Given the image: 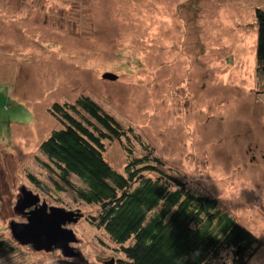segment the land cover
<instances>
[{
  "label": "rangeland",
  "instance_id": "1",
  "mask_svg": "<svg viewBox=\"0 0 264 264\" xmlns=\"http://www.w3.org/2000/svg\"><path fill=\"white\" fill-rule=\"evenodd\" d=\"M257 10L264 11V0H0V241L8 245L0 264L125 259L88 221L99 206L59 190L40 150L62 126L52 105L81 97L132 128L129 151L116 139L104 141L103 156L115 171L124 173L133 156L152 150L158 168L215 197L256 236L247 264H264ZM71 181L82 186L75 176ZM22 189L47 209L78 214L63 226L75 236L73 255L36 250L12 236L11 222H27L17 209Z\"/></svg>",
  "mask_w": 264,
  "mask_h": 264
},
{
  "label": "trees",
  "instance_id": "2",
  "mask_svg": "<svg viewBox=\"0 0 264 264\" xmlns=\"http://www.w3.org/2000/svg\"><path fill=\"white\" fill-rule=\"evenodd\" d=\"M256 22V69L264 76V11H256ZM51 109L62 126L50 133L40 150L56 173L59 190H70L77 199L99 206L88 221L119 245L125 259L116 264H247L258 247L256 236L215 197L188 188L158 168L163 164L152 150L133 156L124 173L105 160L106 139L131 150L132 128L124 129L88 97L75 104L54 103ZM131 137L143 145L138 135ZM6 247L0 241V251Z\"/></svg>",
  "mask_w": 264,
  "mask_h": 264
},
{
  "label": "water",
  "instance_id": "3",
  "mask_svg": "<svg viewBox=\"0 0 264 264\" xmlns=\"http://www.w3.org/2000/svg\"><path fill=\"white\" fill-rule=\"evenodd\" d=\"M103 77L115 79V76L109 73H105ZM22 194L21 205L18 204L17 209L27 215V222H11L12 236L22 244L31 243L36 250L49 251L54 247L59 248L65 256L73 255L69 242H74L75 236L70 229L63 226L67 222H76L78 214L60 207L47 209L45 204L38 203V196L33 195L31 191L22 189ZM25 208L29 210L25 211Z\"/></svg>",
  "mask_w": 264,
  "mask_h": 264
},
{
  "label": "clouds",
  "instance_id": "4",
  "mask_svg": "<svg viewBox=\"0 0 264 264\" xmlns=\"http://www.w3.org/2000/svg\"><path fill=\"white\" fill-rule=\"evenodd\" d=\"M262 255H264V254H262Z\"/></svg>",
  "mask_w": 264,
  "mask_h": 264
},
{
  "label": "flooded vegetation",
  "instance_id": "5",
  "mask_svg": "<svg viewBox=\"0 0 264 264\" xmlns=\"http://www.w3.org/2000/svg\"><path fill=\"white\" fill-rule=\"evenodd\" d=\"M29 210V209H28Z\"/></svg>",
  "mask_w": 264,
  "mask_h": 264
}]
</instances>
